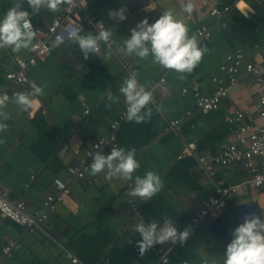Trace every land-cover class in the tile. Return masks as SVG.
I'll return each instance as SVG.
<instances>
[{
  "label": "crops",
  "instance_id": "crops-1",
  "mask_svg": "<svg viewBox=\"0 0 264 264\" xmlns=\"http://www.w3.org/2000/svg\"><path fill=\"white\" fill-rule=\"evenodd\" d=\"M77 1L88 7L86 14L78 9L82 17L87 15L100 20L105 28L114 32L117 44L130 38L131 29L142 20L154 23L166 9L180 13L181 6L187 2ZM220 1L232 7L220 18L210 16L200 0H194L196 8L191 16L182 14L189 35H195L200 47L208 49L198 66L192 73H184L183 79L174 70L154 63L151 56L141 60L114 51L107 63L94 54L85 59L78 44L71 41L55 48L51 46L43 61L29 67L25 86H10L6 72L15 67L16 59H25L29 51L0 49V93L6 92L11 99L15 93L31 89L33 81L40 86L47 85L44 95L35 98L34 109L21 113L14 104L6 109L10 119L4 121L7 130L0 133V141H4L0 143V185L6 189L10 200H23L30 209H42L46 196L53 192L55 178L64 181L70 189L44 225L33 231L0 217L2 264H71L68 254L81 264H159L150 251L140 255L136 242L142 237L134 232L133 226L141 220L146 224L155 221L162 226L167 217L180 229L203 200L215 195V185L219 181L236 187L234 197L222 214L255 202L264 215V189L250 184V175L241 164L227 167L210 164L214 172V176H210L199 168L196 157L177 158L188 142H195L197 146L198 140H204L206 147L197 148L198 157H214L223 147L233 143L232 126L225 117L237 110L245 113V122L254 128L264 124L254 108L261 88L244 71L229 87L219 108L206 115L195 109L191 90L182 93L184 88L197 86L209 94L214 87L212 77L218 74L225 57L235 50L242 51L245 62L264 66V0ZM17 2L19 0H0V19ZM121 7H126L127 19H111L109 11ZM22 9L32 11L26 0ZM56 14L42 9L30 19L34 28L45 29ZM82 29V34L94 33L88 24L83 23ZM198 29L207 30L210 37H198ZM105 48L102 44V53ZM131 72H136L139 82L153 94L148 106L152 108V116L141 124L124 120L116 136L119 148L136 149L141 167L135 175L155 171L162 177L163 190L149 202L136 198L129 203L130 182L108 181L104 174L91 176L90 170L87 176L91 183L73 178L68 169L75 158L70 151L61 153L65 144L84 150L107 135L109 125L126 106L119 88ZM163 76L165 82L156 86ZM108 91L119 97V102L112 103L111 109L106 108ZM169 120H179V131L168 130ZM110 152L107 149V153ZM130 184L134 187V183ZM132 204L138 208L137 215L130 209ZM213 218L202 222L184 247L174 249L167 264H204L205 258L223 264L226 249L208 230ZM11 243L15 248L10 256L4 257L3 249Z\"/></svg>",
  "mask_w": 264,
  "mask_h": 264
},
{
  "label": "clouds",
  "instance_id": "clouds-1",
  "mask_svg": "<svg viewBox=\"0 0 264 264\" xmlns=\"http://www.w3.org/2000/svg\"><path fill=\"white\" fill-rule=\"evenodd\" d=\"M26 2L32 10L31 13L22 9L25 0H19L0 19V49L10 48L20 51L35 48L31 15L38 14L42 9L53 13L59 12L62 5L70 4L72 0H26ZM195 8L194 0H187L181 6L180 13L166 9L154 23L144 19L131 29L130 38L123 39L122 44H117L113 39L114 32L105 28L103 23L99 24L96 34L92 32L82 34L83 29L79 28L70 31L68 39L78 44L85 59L89 58V54H94L107 63L112 59L114 51L141 60L151 56L154 63L162 68L174 70L181 74L180 78L183 79V74L192 73L208 51L207 47H200L195 35H189V27L182 16V14L191 16ZM109 17L118 21L126 20V7L110 10ZM62 43L64 37L56 35L52 47H58ZM102 44L106 46L103 53ZM46 87L47 85L40 86L33 81L32 91L29 93H15L11 99L6 92L0 94V133L8 128L7 123L4 122L10 119V114L6 111L8 105L14 104L21 113L28 112L35 108V98L43 96ZM119 92L123 95L127 106L125 116L128 122L141 124L151 118L152 108L148 106L153 101V94L139 82L136 72H131L123 80ZM106 99L109 101L106 104L108 109H111L112 103L119 102V97L113 96L111 91L107 92ZM140 167L135 148L128 150L113 147L108 155L96 151L89 169L91 176L104 174L108 181L118 179L134 183V187H130L127 192L129 203L136 198L149 202L163 190L164 181L155 171H147L143 176L135 175ZM243 221L232 232L233 239L227 245L223 264H264V215L249 213L243 217ZM133 230L142 237L136 242L141 256L157 244L179 243L183 246L192 233L191 227L180 231L173 220L167 217L162 226L155 221L146 224L141 220L133 226ZM128 242L131 243V240ZM204 264H216V261L210 262L205 258Z\"/></svg>",
  "mask_w": 264,
  "mask_h": 264
},
{
  "label": "built area",
  "instance_id": "built-area-1",
  "mask_svg": "<svg viewBox=\"0 0 264 264\" xmlns=\"http://www.w3.org/2000/svg\"><path fill=\"white\" fill-rule=\"evenodd\" d=\"M200 4L203 7H207L210 16L214 18H220L232 9L230 5H222L220 0H200ZM80 8L85 14L87 13L88 7L86 4L83 5L77 0H72L70 4L61 6V11L57 12L45 29L34 28L32 25L34 32L33 43L36 47L28 49V56L25 59H16L15 67L6 72L5 78L10 86H25L28 83L27 72L29 67L46 58L50 53L52 42L55 40L56 35H62L64 43L71 42L72 40L68 39L69 32L82 28L83 23L91 26L94 34L97 33L100 27L99 24L102 22L87 15L83 18L78 12ZM196 34L204 39L210 37V33L204 29L196 30ZM242 71L249 74L252 80L261 88L256 95L254 108L258 117L264 120V66H256L250 62H245L241 50H235L225 57L218 68V74L211 79L214 87L209 94L204 93L197 86H193L191 89L184 88L182 93L186 94L191 90L195 109L199 113L206 115L219 108L221 100L228 94L229 87L237 82ZM164 82L165 78L163 76L159 79L156 86L159 87ZM31 91L32 89H28L25 93ZM126 108L127 106L122 109L118 118L109 125L107 135L99 138L84 150L72 149L67 144L62 146V154L70 151L75 158V163L68 169L73 178L91 183L87 174L90 170L89 166L92 163L93 154L96 151H102V154L108 155L107 149L111 151L113 147L119 148L116 130L121 122L126 120ZM84 113L88 114V110H85ZM186 114L189 115L190 113L187 112ZM244 117L245 113L239 110L235 111L233 115L225 117V121L232 126L234 142L223 147L214 157H198L196 143L188 142L177 158L180 159L185 156L196 157L199 168L204 172H208L210 176H214L210 164L223 167L241 164L250 175V184L255 188L264 189V124L254 128L251 124L245 122ZM167 127L168 130L175 133L180 129V122L179 120H169ZM215 186V195L202 201L200 208L190 216L188 222L179 229L180 231L191 227L193 233L206 219L215 218L223 213L228 201L234 197L236 187L224 185L222 181L217 182ZM128 187H131L130 183ZM69 193L68 185L61 179L55 178L53 180V192L46 196L42 209H30L23 200H10L6 189L0 185V217L29 231H33L44 225L50 214L55 212L56 205L61 203ZM130 209L134 215L138 214L136 204H132ZM192 233L183 246L179 243L175 245L171 243L157 244L149 251L157 257L159 264H167L171 252L178 247H184L190 240ZM13 248L15 247L12 243L5 246L3 249L4 257L10 256ZM135 251H137L136 248ZM67 256L71 264H81L71 254ZM0 264H2L1 259Z\"/></svg>",
  "mask_w": 264,
  "mask_h": 264
},
{
  "label": "water",
  "instance_id": "water-1",
  "mask_svg": "<svg viewBox=\"0 0 264 264\" xmlns=\"http://www.w3.org/2000/svg\"><path fill=\"white\" fill-rule=\"evenodd\" d=\"M196 147L199 149H205L206 146L204 140H198ZM249 213L261 215V209L257 203L250 202L234 208L228 214H220L216 216L208 224V230L226 249L227 245L233 239V230L244 222L243 217Z\"/></svg>",
  "mask_w": 264,
  "mask_h": 264
}]
</instances>
